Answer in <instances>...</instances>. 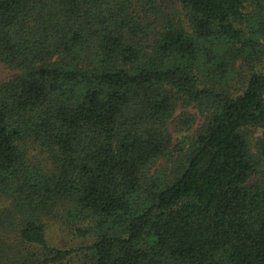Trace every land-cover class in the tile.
<instances>
[{"label": "trees", "instance_id": "16d2710c", "mask_svg": "<svg viewBox=\"0 0 264 264\" xmlns=\"http://www.w3.org/2000/svg\"><path fill=\"white\" fill-rule=\"evenodd\" d=\"M0 264H264V0H0Z\"/></svg>", "mask_w": 264, "mask_h": 264}, {"label": "rangeland", "instance_id": "374dc122", "mask_svg": "<svg viewBox=\"0 0 264 264\" xmlns=\"http://www.w3.org/2000/svg\"><path fill=\"white\" fill-rule=\"evenodd\" d=\"M7 75V71L0 66V79Z\"/></svg>", "mask_w": 264, "mask_h": 264}]
</instances>
